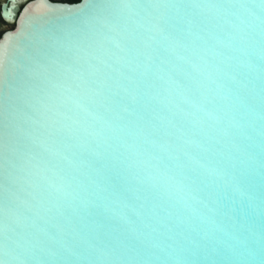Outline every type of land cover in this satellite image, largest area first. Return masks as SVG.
<instances>
[{
	"label": "water",
	"instance_id": "95a60500",
	"mask_svg": "<svg viewBox=\"0 0 264 264\" xmlns=\"http://www.w3.org/2000/svg\"><path fill=\"white\" fill-rule=\"evenodd\" d=\"M25 2L0 39V262L258 258L264 0ZM54 141L67 159L50 155Z\"/></svg>",
	"mask_w": 264,
	"mask_h": 264
},
{
	"label": "snow or ice",
	"instance_id": "6c2138e0",
	"mask_svg": "<svg viewBox=\"0 0 264 264\" xmlns=\"http://www.w3.org/2000/svg\"><path fill=\"white\" fill-rule=\"evenodd\" d=\"M137 6L139 7V5ZM110 7H118V5H109L105 3L96 5V8L99 10H106ZM124 7H130V5H124ZM148 7H151V5H149ZM117 47H119V45H117ZM124 111H127V108H125ZM98 121L101 122L105 126V128H107L108 132L112 133L113 136H115L117 140H122V143H120V147H125L131 156L139 159V157H141L142 155H147L146 150L143 149L141 146L137 145L134 141L132 143H129V140H131L136 135V133L128 132L126 128L122 127L118 117L117 118H111V117L105 118L104 115H100L98 117ZM113 136H108L107 138L112 139ZM53 143L56 145V150L52 152L50 155L58 159H67V157L64 155V148H65L64 142L54 141ZM109 146L111 147L112 145H109ZM97 147H99V145H97L96 142L93 141L92 145L88 149L89 153L94 152ZM162 147L163 146H161V148ZM48 153H49V150L45 149L44 154H42L41 158L42 160H45L46 164L49 166L48 170L54 172L55 174V170L58 168V164L56 163L55 159L48 158V155H47ZM139 162L145 163L143 160H140ZM145 167H147L146 163H145ZM70 179H71L70 176L66 175V176L60 177V182L64 186H70ZM147 179L157 180L158 178L155 176H148ZM57 191H59V189H57ZM5 247L8 248L9 245L6 243ZM7 254L8 253L6 252L5 255ZM249 256L250 258L244 261L243 264H264V242H262L261 244V248L258 253V258H257V253H255V251L250 252ZM0 264H10V262L5 260V261L0 262ZM38 264H43V262H38Z\"/></svg>",
	"mask_w": 264,
	"mask_h": 264
},
{
	"label": "flooded vegetation",
	"instance_id": "af4514ba",
	"mask_svg": "<svg viewBox=\"0 0 264 264\" xmlns=\"http://www.w3.org/2000/svg\"><path fill=\"white\" fill-rule=\"evenodd\" d=\"M26 0H0V39L7 31L15 28L17 18ZM53 2H69L67 0H51Z\"/></svg>",
	"mask_w": 264,
	"mask_h": 264
},
{
	"label": "trees",
	"instance_id": "16d2710c",
	"mask_svg": "<svg viewBox=\"0 0 264 264\" xmlns=\"http://www.w3.org/2000/svg\"><path fill=\"white\" fill-rule=\"evenodd\" d=\"M67 1L76 3V2H79L80 0H67Z\"/></svg>",
	"mask_w": 264,
	"mask_h": 264
}]
</instances>
